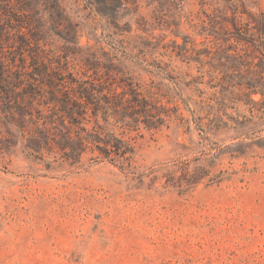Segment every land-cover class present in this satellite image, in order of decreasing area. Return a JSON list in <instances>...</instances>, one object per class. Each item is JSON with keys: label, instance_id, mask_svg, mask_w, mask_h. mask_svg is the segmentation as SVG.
Masks as SVG:
<instances>
[{"label": "rangeland", "instance_id": "obj_1", "mask_svg": "<svg viewBox=\"0 0 264 264\" xmlns=\"http://www.w3.org/2000/svg\"><path fill=\"white\" fill-rule=\"evenodd\" d=\"M41 1L56 81L141 107L87 112L119 159L0 123V264H264V0Z\"/></svg>", "mask_w": 264, "mask_h": 264}, {"label": "trees", "instance_id": "obj_2", "mask_svg": "<svg viewBox=\"0 0 264 264\" xmlns=\"http://www.w3.org/2000/svg\"><path fill=\"white\" fill-rule=\"evenodd\" d=\"M41 2L0 0V123L12 125L20 132L27 128L35 144L43 149L54 145L69 159L78 160L86 144H92L106 157H124L128 149L123 151L120 140L105 141L95 131L87 133L82 124L89 122V109L96 116L100 109L115 112L119 108H140L141 104L136 99L114 102L112 96L105 97L100 105L98 101L94 103L93 92L86 87H74V81L67 85L56 81L60 67L46 57L40 43L43 30L36 19H42ZM236 13L237 7H231L230 18L222 17L223 34H233L226 27L228 22L235 32L239 31ZM143 112L145 123H149L151 115ZM73 132L75 137L71 136ZM81 132L86 136L81 137Z\"/></svg>", "mask_w": 264, "mask_h": 264}]
</instances>
